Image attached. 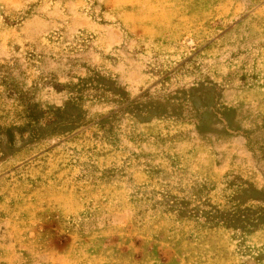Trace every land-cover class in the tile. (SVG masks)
Here are the masks:
<instances>
[{"label":"rangeland","instance_id":"1","mask_svg":"<svg viewBox=\"0 0 264 264\" xmlns=\"http://www.w3.org/2000/svg\"><path fill=\"white\" fill-rule=\"evenodd\" d=\"M0 264H264V0H0Z\"/></svg>","mask_w":264,"mask_h":264}]
</instances>
